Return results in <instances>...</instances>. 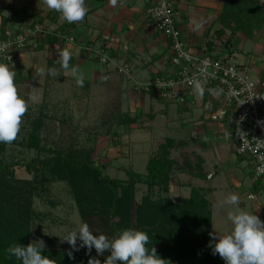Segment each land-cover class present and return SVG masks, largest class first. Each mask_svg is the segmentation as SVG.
Returning a JSON list of instances; mask_svg holds the SVG:
<instances>
[{"label":"rangeland","instance_id":"374dc122","mask_svg":"<svg viewBox=\"0 0 264 264\" xmlns=\"http://www.w3.org/2000/svg\"><path fill=\"white\" fill-rule=\"evenodd\" d=\"M6 1L10 2V0ZM3 2L1 0L0 4ZM262 2L264 4V0ZM9 29L12 28L9 27ZM244 45L251 46L253 43L247 40ZM255 56V61L264 60L260 52ZM249 76L256 80L254 73L251 72ZM37 85L41 86L34 93L32 92L36 100L35 102L30 101L31 105L23 117L18 139L10 145L6 144L4 152L5 162L14 167L15 177L19 179L31 178L32 175L24 170L23 165L33 161L36 157L46 156L49 154L47 148L52 147L41 141L39 149L36 150L29 148L25 142L28 135L38 133L40 137H47V132H49L44 126L41 128L38 123L33 122L34 117L40 113L38 107L42 104L44 82L40 79ZM71 91L73 90L67 89L66 93H71ZM53 100L55 104L47 106L49 110H47V121L45 118L44 120L49 123V116H54L57 120L71 118L70 124H77L79 127V133L76 136L79 144L77 146L90 147L93 150L92 156L102 171L109 177L120 181H129V171L146 173L148 159L159 156L164 149L162 144L166 138L171 137L174 140V146L167 149L168 157L172 159L167 190L155 188V195H152L151 199H164L169 196L172 202L180 203L193 193L195 200L205 199L211 204L209 227L205 229V223L202 220L200 223L189 219L184 223L185 226L199 225V232L192 237L185 231L186 227L182 225L181 219L175 222L172 220L163 222V218L158 217L153 220L151 227L145 229V232L149 235L150 243L163 250L171 251L170 253L175 255L182 264H215L216 255L212 254L209 246L212 242L211 234L222 235L229 232L232 227L227 219V212L233 210L234 206L218 207V202L227 195L236 194L240 200L239 207L260 218L261 212L256 203L262 202L264 195L258 194L255 199L246 198L244 190L250 191L254 180L248 168L243 166L244 163H241L232 153L233 145L230 146L226 140L218 136L221 132L218 122L211 119L201 120L200 123L205 124L206 127L207 141L202 140L204 136L200 132H197L198 135L193 138L190 134L193 127L187 114L181 112L175 104L153 100L154 103L150 110H142L137 113L138 115L136 114L134 122L136 124L132 127H118L112 137L105 138L97 134L96 127L101 109L96 107L88 114H82L77 105L72 104L71 107L65 105V101L70 102V100L63 99L60 95ZM161 113L165 116L160 117ZM47 187L48 192L44 195L31 198L37 218L30 224L28 243L42 239L46 244L45 249L72 250L67 242L61 241V238L83 223L77 206L64 182L53 181ZM148 192L145 184H135V201L140 202L143 196L151 195ZM79 244L78 240L77 245ZM76 252L99 256L94 248L91 253L87 248H80ZM104 256L105 254L101 257Z\"/></svg>","mask_w":264,"mask_h":264},{"label":"crops","instance_id":"0c3cea01","mask_svg":"<svg viewBox=\"0 0 264 264\" xmlns=\"http://www.w3.org/2000/svg\"><path fill=\"white\" fill-rule=\"evenodd\" d=\"M2 1L4 2L0 4V42L5 39L4 31L9 27L28 28L40 24L46 30L45 33H39L35 37L38 42L37 47L16 50L11 62L0 60L10 66L13 65L17 72L19 95L25 99L39 89L41 85H37L38 80L44 82L42 104L38 108L44 109L45 116H47V108L55 104L53 99L59 95L63 99L70 100V102L65 101V105L69 107L72 104L77 105L82 114H88L96 107L102 109L103 82L107 73L114 70L112 65H105L95 59L92 50H103L120 65L129 64L131 75L135 79L143 80L172 73L168 40L146 18V9L153 0H116L114 4L111 0H86L88 13L84 21L78 24H69L61 20L57 12L50 11L43 5L42 0ZM224 2L225 0H172L175 19L181 29L185 47L195 54L207 52L215 57L218 56L223 61L238 65L248 74L254 73L256 80H264V60L255 61L256 53L260 52L264 57V32L253 39L246 38L240 32L233 34L228 29L218 34L217 30L221 28L219 15ZM56 31H60L62 38L51 34ZM65 35L73 36V41H64ZM247 40L252 41L253 45L245 46ZM65 49L71 53L70 64L77 65L83 73V87H77L71 73H65L57 63L59 53ZM41 67L46 70L54 67L60 74L53 77L46 73L38 77L35 72ZM122 77L119 82L122 111L128 118L135 117L142 110H150L153 100L161 101L150 95L135 93L131 81L125 79L123 75ZM67 89L73 91L67 94ZM205 100V95H197L190 97L185 106H177V108L189 116L193 127L191 136L194 138L198 135L197 132H200L204 136L202 140L207 141L204 139L205 124L200 123L201 120H206L203 113ZM29 105H31L30 101ZM159 116L164 117L165 114L161 113ZM70 119L66 121L71 123L72 119ZM45 120L47 121V117ZM134 122L125 126L132 127L136 124ZM73 126L79 128L77 124ZM118 127L123 128V126ZM226 143L231 146L230 142L226 141ZM232 153L244 163L243 166L248 168L251 176L248 158H240L233 150ZM252 187L250 191L244 190L247 199H255L258 194L264 195V177H261L258 184L252 183ZM256 206L261 212L260 219L263 221L264 200L257 202Z\"/></svg>","mask_w":264,"mask_h":264},{"label":"trees","instance_id":"16d2710c","mask_svg":"<svg viewBox=\"0 0 264 264\" xmlns=\"http://www.w3.org/2000/svg\"><path fill=\"white\" fill-rule=\"evenodd\" d=\"M262 1L225 0L219 15L221 28L217 33L222 34L228 29L233 34L240 32L250 39L260 36L264 32ZM228 42L227 40L226 43ZM121 79H123L122 74L116 71H109L105 76L104 101L96 126L99 136L112 137L118 126H125L135 121V117L128 118L122 111L119 85ZM39 110L40 113L34 117L33 122L38 123L41 128L44 126L49 132L47 137H40L38 133L28 135L25 140L26 145L37 150L40 142L43 141L52 147L47 148L49 154L46 156L36 157L23 165L24 170L32 175L31 178L15 177L14 167L4 160L6 144L0 143V264H22L14 257L7 258L4 250L16 243L22 246L29 244L30 224L37 218L31 198L48 192L47 186L53 181H61L67 185L82 222L89 225L94 235L105 234L111 239L123 229L145 231L158 217L163 218V222L167 220L175 222L181 219L182 225L186 227L185 231L192 237L199 232V225L185 226L184 223L189 219L200 223L201 220L204 221V228L208 229L211 204L207 200H195L193 193L180 203L172 202L169 196L164 199H151L152 195H155V188L167 190L169 172L172 169V159L168 157L167 149L174 146L173 139L166 138L162 144L164 149L159 156L148 159L146 173L129 171V181H120L102 171L96 164L90 147L77 146L79 144L76 136L79 132L76 126L74 127L64 118L57 120L54 116H49L47 123L44 120L47 116L43 115L42 109ZM259 180L260 178L254 180L253 184H258ZM135 184H145L151 195L143 196L140 202H136ZM204 231L203 229V234ZM147 246L155 247L157 254L162 259L168 260L170 264H182L170 253L171 251L163 250L152 243ZM69 251L71 250L44 249L42 255L54 259L56 264H88L90 256L96 257L101 264H104V260L110 255V252H105V256L101 257L73 251L70 258ZM215 264H225V262L216 255Z\"/></svg>","mask_w":264,"mask_h":264},{"label":"built area","instance_id":"2783aa9c","mask_svg":"<svg viewBox=\"0 0 264 264\" xmlns=\"http://www.w3.org/2000/svg\"><path fill=\"white\" fill-rule=\"evenodd\" d=\"M149 23L168 40L170 49L171 75H156L148 79H135L129 64H118L103 50H92L93 57L100 63L112 65V69L131 81L137 94L150 95L163 102L185 106L190 97L206 96L203 102L204 119L219 123L218 136L233 145L236 155L249 159L252 179L264 176V80H253L238 65L223 61L207 52H190L183 41L182 32L175 19L172 0H153L146 9ZM45 33L40 24L28 28L4 31L10 47L7 54L14 58L16 50L37 47V35ZM62 38L60 31L51 32ZM63 40L73 41V36L65 35ZM22 44V46H20ZM5 53L0 60L8 61ZM197 79L203 93H195L189 80Z\"/></svg>","mask_w":264,"mask_h":264},{"label":"clouds","instance_id":"9594fccd","mask_svg":"<svg viewBox=\"0 0 264 264\" xmlns=\"http://www.w3.org/2000/svg\"><path fill=\"white\" fill-rule=\"evenodd\" d=\"M115 2L116 0H111V3ZM42 3L48 10L57 12L60 19L69 24L82 23L88 13L86 0H42ZM9 47L8 42L0 43V53H5V58L11 61L7 54ZM71 59L70 51L65 49L59 53L57 63L65 73H71L77 87H83V73L77 65L70 64ZM46 73L53 77L60 74L54 67L47 70L41 67L36 69L35 75L39 77ZM16 77L17 72L13 65L0 62V143L8 145L18 139L29 101L36 100L35 95L29 96L28 99L19 95ZM189 84L195 93H203L199 80L191 79ZM204 139L207 140V137ZM239 203L236 194H229L218 202L220 208L225 205L234 206L233 210L227 212V219L232 227L222 235L211 234L212 242L209 246L212 254L219 255L225 264H264V222L252 212L240 208ZM61 241L71 246L72 250L68 252L70 258L73 251H79L80 248H87L89 253L94 248L99 256L110 252L104 264H170L157 254L155 247L147 246L150 243L149 235L141 230H119L110 239L105 234L94 235L87 223H80L77 228L63 236ZM45 247V242L37 239L27 246L12 244L4 251L7 258L14 257L22 264H56L54 259L42 255ZM88 264H101V261L90 256Z\"/></svg>","mask_w":264,"mask_h":264}]
</instances>
